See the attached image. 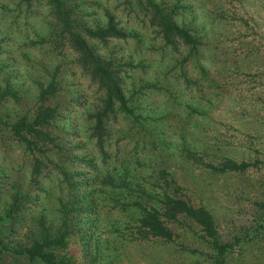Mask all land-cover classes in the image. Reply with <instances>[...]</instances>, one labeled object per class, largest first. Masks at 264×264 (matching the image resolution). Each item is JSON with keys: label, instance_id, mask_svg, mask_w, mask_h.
<instances>
[{"label": "rangeland", "instance_id": "1", "mask_svg": "<svg viewBox=\"0 0 264 264\" xmlns=\"http://www.w3.org/2000/svg\"><path fill=\"white\" fill-rule=\"evenodd\" d=\"M75 1L80 20H103L105 9L129 33L126 42L98 48L119 62L132 61L133 67L124 77L126 93L135 92L131 107L140 114V121L147 111L153 112L152 118L144 120L149 128L142 130L131 118L118 114L111 142L117 139L122 153L116 157L110 153L109 164L98 166V176L91 184L93 218H85L76 210L77 204L86 205L85 200H76L79 186L71 192L62 179L50 184L44 177L45 169L40 182L34 183L29 176V155L10 138L6 128L1 130L0 212L13 195H18L16 192L30 199L10 241L22 240L38 215L54 231L70 213L75 222L68 228L67 246L56 250L67 251L75 263L207 264L210 249L199 237L201 231L188 220L167 224L173 234L170 241L130 239L128 234H137L130 203L141 198L137 195L142 191L160 195L163 181L159 170L164 169L165 178L173 181L170 185L179 186L175 190L178 196L210 212L222 240L251 234L258 214L264 215L256 203L264 200V0L177 2L176 20L200 36L199 62L208 71L202 77L194 62L184 64L186 78L197 82L188 87L178 72L183 55L162 50L140 17L128 14L113 0ZM164 2L174 5L176 0ZM47 31V8L43 4L30 2L26 7L24 0H0V86L7 82V88L15 93L1 105L0 116L12 122L24 113L30 114L38 85L49 79L45 69L57 67L60 87L54 99L60 114L52 127L59 144L70 150L76 139L82 141L72 134L86 138V113L97 100L94 87L72 69V55L66 49L53 48ZM139 79L166 87L172 92L171 99L163 89L136 91ZM187 151L198 156L200 162L216 164L230 158L250 165L242 172H211L189 160ZM79 169L84 171L75 168L71 180L81 178ZM108 173L113 174L109 175L111 183H99ZM70 205L75 210L65 214ZM6 229L2 222L0 230ZM86 234H91L100 247L97 255L88 246L94 259L83 254V247L91 241ZM245 241L248 243L239 252L226 258L227 264H264V234Z\"/></svg>", "mask_w": 264, "mask_h": 264}, {"label": "trees", "instance_id": "2", "mask_svg": "<svg viewBox=\"0 0 264 264\" xmlns=\"http://www.w3.org/2000/svg\"><path fill=\"white\" fill-rule=\"evenodd\" d=\"M24 1L26 7L31 2L43 4L47 8V40L52 43L53 48L69 51L72 55V69L78 72V76L86 80L88 85L94 87L97 104L86 113L88 120L86 138H81L83 134H72L74 138L78 137L82 141L76 139L77 142L70 147V150L61 146L52 127L56 117L60 114L54 99L60 87L59 80L56 79L59 72L57 67H53L51 71L46 68L49 79L46 84L38 85V93L31 113H24L12 122L2 120L0 116V131L6 128L10 138L14 139L29 155V176L34 183L40 182L41 172L45 169L47 173H44L46 175L44 177H47L48 183L52 184L62 179L68 187L67 191L71 192L76 191V187L79 186L80 195L76 194V200H85L87 206L77 204L76 210L82 211L85 218L89 216L93 218L95 207L92 202L94 197L91 184L96 181L97 170L109 164L110 153L115 157L122 153L118 140L114 139V142H111L115 134L118 114L124 118H131L143 130L149 128L145 126L149 125L145 121L151 119L150 114L153 113L147 111L143 117L145 121L143 119L140 121V114H135L134 108L131 107L132 96L135 92L126 93L124 77L128 74V70L132 69V61L119 62L117 57L106 54L98 48V45L108 46L111 42L115 44L126 42L129 33L114 18V15L105 9L103 20L97 19L87 23L77 17L75 0ZM113 1L116 2V6L120 5L128 14L140 17V22L154 34L162 50L183 55L180 61L182 67H179L178 72L179 76H182V81L186 83V87L188 84L196 85L197 83L186 78L184 64L188 61L195 63L202 77L206 76L207 67L199 62L200 57H198L202 45L200 36H197L192 28L176 20L178 14L175 6L179 0H176L174 5H169L164 0ZM5 84L3 87L0 86V107L7 101V97H15L14 91L7 88V82ZM137 87L136 91L163 89L167 97L171 99L172 92L154 82L139 79ZM71 152L74 154L69 156ZM185 155L193 163H201L211 172H242L250 165L248 161L237 162L230 158H225L216 164L200 162V158L190 151L185 152ZM115 161L117 159L113 160ZM75 168H82L84 171L79 169L78 175H81V178L71 180V176L76 171ZM93 172L95 175L90 176ZM159 174L163 181L160 195H148L142 191V194L137 195L141 198L131 200L130 205L133 207L131 210L135 212L134 228L137 234H128L130 239L154 238L170 241L173 234L167 224L188 220L201 231L202 234L199 237L210 249L207 264H227L226 258L235 251L239 252L248 243L245 239L250 241V238L254 239L264 234V215L258 214L257 223L251 227V234L233 235L229 240L220 239L210 212L204 206L192 205L178 196L175 190L179 189V186L170 185L173 181L165 178L164 169L159 170ZM109 175L113 176L108 173L98 182L111 183L112 178ZM121 181L125 185L123 180ZM38 188L40 187L36 189ZM16 193L18 195H13L11 202L1 208L0 212V225L2 222L7 225L6 230H0V264H78L74 262L72 255L67 254V251L60 253L56 250L67 246L68 228L75 222L73 215L69 213L75 210L72 205L69 206L68 211L65 210V214H69L63 217L62 226L56 230L51 231L50 227L44 224L43 216L38 215L34 219L32 229L23 235L22 240L10 241L9 238L16 227L21 224L30 201L28 197ZM128 195L131 196V194ZM256 203L264 211V200ZM86 235L91 241L88 240L89 242L83 247V254H90L94 259L96 256L88 251V246L93 247L97 255L100 247L98 241L94 237L91 238V234Z\"/></svg>", "mask_w": 264, "mask_h": 264}]
</instances>
